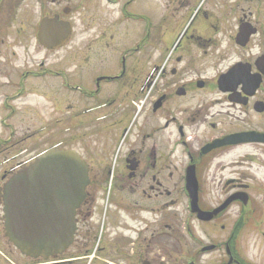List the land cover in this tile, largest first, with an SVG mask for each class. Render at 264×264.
<instances>
[{
    "label": "flooded vegetation",
    "instance_id": "flooded-vegetation-1",
    "mask_svg": "<svg viewBox=\"0 0 264 264\" xmlns=\"http://www.w3.org/2000/svg\"><path fill=\"white\" fill-rule=\"evenodd\" d=\"M200 1L0 0V194L42 150L72 148L30 130L72 127L89 168L73 239L46 258L5 239L0 197V264H247L241 222L264 224V0ZM45 17L71 28L53 62L33 53Z\"/></svg>",
    "mask_w": 264,
    "mask_h": 264
},
{
    "label": "water",
    "instance_id": "water-1",
    "mask_svg": "<svg viewBox=\"0 0 264 264\" xmlns=\"http://www.w3.org/2000/svg\"><path fill=\"white\" fill-rule=\"evenodd\" d=\"M87 170L74 151L51 148L4 183L5 235L21 253L47 257L71 242Z\"/></svg>",
    "mask_w": 264,
    "mask_h": 264
},
{
    "label": "rangeland",
    "instance_id": "rangeland-1",
    "mask_svg": "<svg viewBox=\"0 0 264 264\" xmlns=\"http://www.w3.org/2000/svg\"><path fill=\"white\" fill-rule=\"evenodd\" d=\"M147 1V0H146ZM215 0H202V4H203V8L202 10H206L205 8H209V5ZM73 40H76V37L74 36ZM72 41V43L74 42ZM66 51H69L68 48H64V49H59L56 51H46V53H44V50L35 47L34 50V57L35 58H41L43 57V55H45V57L47 59L50 60V62H53V60H56L58 58L63 57L64 53ZM19 134H22L24 132H26V130H18L17 131ZM30 133H34L36 132V135L40 132H48V131H36V130H30ZM64 132V133H63ZM55 133L58 134L60 133L61 135L64 136V138H60V140H66L68 137H73L75 130H73V128H69V129H65V131L63 130H55ZM40 136V135H39ZM58 138H55V140ZM70 145L73 147L74 146V141L70 142ZM69 145V146H70ZM42 147H38L37 150H40ZM36 152V151H35ZM209 187H211V185H209ZM227 194V193H226ZM207 195V196H206ZM218 195H220V199H222L224 197V193L221 190H218V187H213L210 190H207L206 193L204 194V197L206 198V200H208V198H210L211 196L214 198H218ZM208 197V198H207ZM211 197V198H212ZM105 197H101L100 200H98V205L100 206L99 208L101 209L102 206L101 204L104 202ZM258 199V197H257ZM211 200V199H210ZM104 204V203H103ZM259 206L263 209L264 208V201L261 200L260 203H258ZM234 210V208L231 209L232 213ZM236 210V207H235ZM260 210H258L259 212ZM107 216V215H106ZM184 214L181 216L183 217ZM233 217V213L232 216ZM246 217L248 218V215H246ZM92 218H98L97 215H93ZM243 223H245V219L243 218L242 220ZM246 224V223H245ZM248 225H244L243 226V231H242V236H241V241H240V252L241 255L244 259H246L247 261L253 263V264H264V224L263 225H257V223L255 222H250L247 223ZM232 228V225H228ZM232 230V229H231ZM15 251H17L15 249Z\"/></svg>",
    "mask_w": 264,
    "mask_h": 264
}]
</instances>
